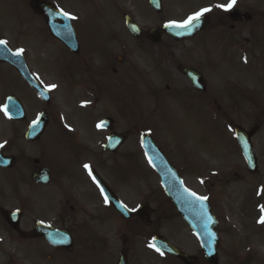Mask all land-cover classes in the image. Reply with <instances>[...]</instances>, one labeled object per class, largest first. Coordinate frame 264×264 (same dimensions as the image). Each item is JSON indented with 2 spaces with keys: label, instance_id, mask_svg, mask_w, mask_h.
<instances>
[{
  "label": "rangeland",
  "instance_id": "rangeland-1",
  "mask_svg": "<svg viewBox=\"0 0 264 264\" xmlns=\"http://www.w3.org/2000/svg\"><path fill=\"white\" fill-rule=\"evenodd\" d=\"M147 1L72 0L79 18L75 28L87 48L84 58L88 63L73 58L55 41L45 37L46 45L40 47L44 49L43 55L38 53L43 67L36 63L32 68L40 72L46 85H56L54 101L59 108L58 117L74 137H78L75 140L79 152L76 150L73 155L62 150V162L67 166L80 159L82 161V158L84 161L85 156L89 159L87 148L80 145L86 144L89 150L94 151V162L101 167L100 172L109 186L133 205L140 197L161 189L139 138L141 133L154 129L156 133L149 134L162 147L171 164L181 171L185 185L202 195L209 193L214 198L212 203H216L215 210L223 221L220 227V264H247L249 243L250 264H264V223L259 222L263 213L261 207L264 206V0H236L227 11L217 5L226 6L230 0H163L161 14L152 12ZM118 6L144 29L181 23L204 8L210 9L204 14L208 16V30L194 42L175 45L163 39L155 49L156 54L138 53L133 65L143 73L145 80L142 85L147 81L155 83L161 95L155 97L153 90L138 83L139 78L131 72L125 75L111 72L117 63L114 58L124 54L118 48H136V42L123 31V19L116 18ZM19 8L20 5L14 6L15 14L6 22L13 23L15 32L24 29L31 35H37L42 25L38 26V21L31 16L24 17V11H17ZM233 9L251 15L252 19L231 23L228 14ZM232 25L235 26L233 31L230 30ZM103 52H113L114 66H111L107 79L101 76L104 73ZM185 65L205 73L206 101L189 93L187 83L177 72V66ZM126 66L124 64L122 69ZM163 71L168 73V78L163 76ZM100 86L102 91L96 90ZM166 86L172 92L178 91L174 97L168 94ZM1 92L21 93L28 107L36 102L33 94L25 92L16 73L6 66L0 67ZM1 99L0 125L11 132L10 122L3 111L5 101ZM104 116L115 121L117 132L131 131L132 134L121 150L109 157L102 153L109 132L97 127ZM256 125L260 128L252 144L258 158L259 173L251 176L235 145L233 127L250 130ZM45 147L51 151L50 154L55 153L56 158V149H62L63 144L51 138ZM48 156L54 159V155ZM8 188L11 194H2L5 204H23L30 215L40 214L36 208L35 191L21 192L19 178H12ZM56 195V190L51 189L50 198ZM20 198L23 201H17ZM49 209H53L50 204L46 208L47 218L54 220ZM157 220L161 235L196 257L198 264H205L197 242L172 210L158 208ZM111 221V227L105 230L111 243L107 250L111 258L124 248L135 258L136 264H180L153 250L149 236L152 226L136 227L135 232L140 234L132 232L126 237L125 231L128 234L130 230L125 229L123 223ZM128 224L125 226H130ZM26 227L24 225L23 231ZM119 229L124 234L118 232ZM11 233V229L0 224V264H104L103 249L96 248V253L90 250L96 251L93 249L95 243L79 241L68 256L62 252L54 253L35 239L18 240Z\"/></svg>",
  "mask_w": 264,
  "mask_h": 264
},
{
  "label": "flooded vegetation",
  "instance_id": "flooded-vegetation-1",
  "mask_svg": "<svg viewBox=\"0 0 264 264\" xmlns=\"http://www.w3.org/2000/svg\"><path fill=\"white\" fill-rule=\"evenodd\" d=\"M121 1L126 2V0ZM148 2L149 0L147 3ZM16 4L21 6V8H19L20 10L17 9L19 13L24 11V17L29 18L31 16L38 21V26L42 25V29L37 35H31L24 29L19 31L17 30L15 32L13 23L6 22V20H12L15 14L14 6ZM47 5H50L54 10H49L58 16V25L61 28V33L70 32V28L66 26V23H62V12H67L71 17H75V19H70V23L79 46V52L77 54L72 53L64 46V41L62 38H56L51 34L50 30L48 29L45 16L39 12V10H48ZM121 9L122 8L119 6L116 8V18L119 17L122 20L126 17V12ZM75 11L76 10L72 6V0H0V40L7 42L5 47L11 53H16L18 50L23 49V52L21 55H19V57L10 53V56L7 59H4L8 55L5 48L0 46V67L6 66L13 70L19 78L21 84L25 87V92L28 94H33L36 101L30 107H28L23 101V96L21 93H0V99L2 98L6 102L8 98L13 97L22 105L23 108V114L18 120L7 118L10 122V128H12L11 132L2 129V126L0 125V145H3V147H0V152L7 159V161H3L0 156V224L8 226V220L10 223L15 222V217H10L8 220H6V211L19 212L20 214L18 213V215L20 218L17 222L21 221L20 230L17 232L13 231L12 234L19 237L20 239L22 238V240L35 239L46 245H49L45 240V237H43V235H46V231H44L42 227L38 230L36 228L37 222H40L51 228L69 231L74 241V247L70 251L51 250L54 253L62 252L69 256V254L75 249L78 242L82 241L83 244L95 243V248H93L94 250H96V248L103 249L104 264H118L122 257L125 258L127 264H136L135 258L132 257V255L124 248H122L120 252L117 253L113 258L110 256V251H107L109 250L111 243L108 236L106 235L105 230L111 227V220H113L114 223L116 222L120 225L123 223L124 228L126 229L127 227L130 230L128 234L126 231L124 234L120 229L118 230V232L123 233L126 237L132 232L135 234H140L139 231L135 232L134 228H141L143 226H152L150 236L154 237L159 235L158 220L160 217L157 220L158 208H167L173 211L175 210L173 205L164 198L163 194L157 192V190L153 193H149L140 197L139 200L137 202L135 201L133 205L129 204V202L121 197L120 194H117V191H115L113 187L109 186L108 182L102 175V172H100L101 167L97 166L94 162L95 155H93L92 151L90 150H87L89 159H86V156L84 157V159L87 161H83L82 158V161L80 159L75 163H71L70 165H64L62 162V150L65 154L71 152L74 155V152L79 146H77L78 142L75 140V138L78 137H74L72 131L69 130L65 124L61 123V119L59 118L60 114H57L59 108L56 106V101H54L56 93L55 90L51 89L47 91V96L39 95V93L28 84V81H26L18 69V65L24 63L28 73L32 76V78L37 81V83L45 91L47 90V85L40 76V72L32 68V66H36V63L37 65L43 67L42 61H40L41 56H39L38 53L41 52L43 55L44 49L40 47L41 45H46L45 37H49L51 40L55 41L57 45H60L62 48H64L73 58L81 60L82 62H86L84 56H86L85 51L87 48L85 45H83L77 33L78 31L75 28V24L79 21L78 13ZM28 13H31L32 15H29ZM122 30L123 29L120 31ZM118 31L119 29H117V32ZM198 36L200 35H197L190 42H194ZM163 39H166V37L162 36L161 41H163ZM134 40L136 42V48L134 50L126 49L124 46H121V51L124 52V54L114 58L117 62L115 63L116 66L113 65L114 59H112L111 52H103L104 54H102L101 62L105 74H109L111 66L113 65V74L125 75L126 73L131 72L134 76L139 78L140 84H142L145 80L143 73L136 69V67L133 65V62L138 58V53L147 55L156 54L155 49L160 46V43L154 44L146 36ZM139 42H143L144 44L141 45ZM181 44L184 43L176 45ZM16 59H18L17 63L15 62ZM127 61L130 62L127 64ZM124 64L127 66L123 67L122 69ZM187 66L188 65L177 66V72L181 74L189 88L192 90L193 87H191L184 75V69ZM196 70L202 73L205 78V73L202 70L197 68ZM163 72V76L168 78V73L165 71ZM137 82L139 83V81ZM154 84H150V82L147 81L145 86L147 88L150 87L153 92H155L157 88L154 86ZM166 90L169 92L168 94L172 95V97H174V94L178 92L177 90L172 92L169 86H166ZM192 91L200 99L205 98V93H197L195 90ZM34 126H36L35 130L37 129V131L33 133L32 137L30 136V131ZM38 126L41 130L40 133H38ZM114 127L115 126L113 123V125L110 127L109 135L115 132L113 131ZM128 134L129 137L132 135L131 132ZM109 135H107V138ZM51 138H55L58 143L63 144L62 149H56V158L55 153L50 154L51 151L45 147L46 142ZM102 153L104 154V152ZM48 155H54V159H50ZM106 155L109 157L108 154ZM90 156H93V158L91 159ZM84 165H89V169H86ZM90 175L100 178V180L109 187L112 194L123 204H125L130 210L136 212V210L145 207L144 209L148 215L145 213V218L142 219L141 216L134 213L130 220L127 221L123 219L109 202L105 203L100 190L94 184ZM12 178L20 179L21 192L29 190L35 191L34 198L37 200L36 208H38L40 211L39 215H30V213L25 211L27 209L23 206V204L14 206L12 204H5V201L2 200L3 193L11 194L8 186L11 185ZM51 189H55L57 192L55 198H50L49 196ZM13 191L17 192L16 189ZM47 191L48 193L46 194ZM62 192L65 194L62 195ZM15 196L16 195H14V197ZM18 196L22 197L20 194H18ZM20 200L22 199L20 198L17 201ZM49 204L53 209H49L48 212L54 216V220H49L47 218L48 213H46V208L49 207ZM160 204H162V206H160ZM146 216L148 218L150 216V218L148 219ZM17 222L14 224H17ZM125 224L130 226H125ZM24 225H27V229L25 231H23ZM9 229L11 228L9 227ZM132 229L134 230L132 231ZM51 248L52 247H50V249ZM90 250L93 253L97 252V250L95 252L92 249ZM97 254L99 255V253ZM248 258V264H250V248ZM76 259L73 258L72 260L75 261Z\"/></svg>",
  "mask_w": 264,
  "mask_h": 264
},
{
  "label": "water",
  "instance_id": "water-1",
  "mask_svg": "<svg viewBox=\"0 0 264 264\" xmlns=\"http://www.w3.org/2000/svg\"><path fill=\"white\" fill-rule=\"evenodd\" d=\"M151 6L157 12H160L162 10L160 0H152ZM231 18L235 21L239 20L240 13L236 11L232 12ZM244 18L249 20L250 16L245 15ZM53 20L55 21V19ZM54 26L58 27V25L56 24V21L54 23ZM126 26L129 32L135 37H139L140 35L143 34L139 26H137L136 23L133 22L129 18H127ZM205 27H206L205 21L203 19H199L198 21L194 22L189 28H177V27H170L166 25L163 28V31L167 36L171 37L172 39L178 42H181V41L193 38L196 35V33L205 29ZM147 35L154 42L159 41L160 34L158 33L157 30H151L149 33H147ZM191 72L195 73V71H193L192 69L186 70V74L190 78L194 86L198 87L199 75L194 77L191 75ZM6 110L9 116L13 119H19L22 115L21 106L17 102H12V103L8 102L6 106ZM110 123L111 122L108 120L106 121V123L103 122L102 125L108 128L111 125ZM35 128L36 126H34L33 129L30 131V136L33 135V130ZM256 131L257 129H254L251 132L247 133L240 127L235 128L237 140L243 151L244 158L248 165V170L251 173H255L257 171V160L252 151V145H251V137L256 133ZM38 133H40V130H38ZM125 139H126L125 136L113 135L112 137L109 138L108 144L105 147V149L114 152L125 141ZM143 144H144V148L147 154L150 157L153 167L155 168V170L158 172V174L161 177L164 189L166 190L167 194L174 200L183 218L190 224V226L193 228L196 235L200 239L202 247L204 248V251L207 257V261L211 264H218V257L216 253V247L218 243V240H217L218 236H217V230H216L217 225L216 223L212 222V219L209 216L210 214L208 213L209 211H205L202 208L200 212L198 210H200L201 207L197 206V208H195L196 206L194 207L193 205L188 206L187 197L190 195V193H188V191L184 189L176 173L167 164L165 158H163L160 155L158 149L156 148L154 143L149 138L147 137L143 138ZM101 185L103 186L102 188H104L103 190L106 191L104 192L106 194V197L110 198L114 206H116L122 214L125 215V213H128V211L122 205H120L119 203L114 201L113 198H111L112 196L108 188L102 183ZM196 211L201 214L200 219H197L195 217L194 213ZM11 215L12 214L8 216V219L12 217ZM18 219L19 218L16 217L15 221H17ZM48 240H49V236H48ZM70 243L71 241L68 237V239L66 238V240L62 241V245H63L62 247L67 248L70 246ZM155 244L160 250L181 258L184 263L192 264V260L190 258L178 252L177 250H175L163 238H157L155 240ZM57 245H61V244H57Z\"/></svg>",
  "mask_w": 264,
  "mask_h": 264
},
{
  "label": "snow or ice",
  "instance_id": "snow-or-ice-1",
  "mask_svg": "<svg viewBox=\"0 0 264 264\" xmlns=\"http://www.w3.org/2000/svg\"><path fill=\"white\" fill-rule=\"evenodd\" d=\"M236 3V0H230V3H228L226 6L224 5H217V7H223L225 11L231 9L233 7V5ZM210 9L208 8H204L202 9L201 11L199 12H196L194 13L193 15L189 16L186 20H184L183 22L181 23H176V22H172L170 25V27H177V28H189L194 22L198 21L205 13L209 12ZM62 14L65 16V17H69L71 19H75V17H71L69 13L67 12H62ZM7 42L4 41V40H0V45H5ZM23 52V49H20L18 50L15 55L19 56L21 55ZM246 62V61H245ZM56 87V85H51L50 86V89H54ZM98 127H102V125H98ZM0 147H3V145H0ZM84 167L86 169H89V165H84ZM103 191V190H101ZM191 195L195 196L196 194L195 193H191ZM198 199H201V200H205L207 199V197H198ZM107 197H105V203H107ZM261 211L264 212V206L261 207ZM260 223H264V216L261 217ZM157 251H159V249L157 248L156 249ZM161 255H163V253H161Z\"/></svg>",
  "mask_w": 264,
  "mask_h": 264
}]
</instances>
